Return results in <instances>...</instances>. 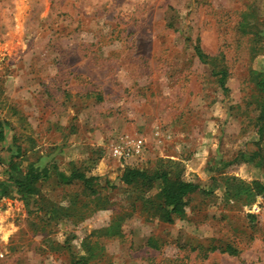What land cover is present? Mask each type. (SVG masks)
<instances>
[{
  "label": "rangeland",
  "instance_id": "obj_1",
  "mask_svg": "<svg viewBox=\"0 0 264 264\" xmlns=\"http://www.w3.org/2000/svg\"><path fill=\"white\" fill-rule=\"evenodd\" d=\"M263 23L264 0H0V264H264ZM127 168L200 190L168 223Z\"/></svg>",
  "mask_w": 264,
  "mask_h": 264
},
{
  "label": "trees",
  "instance_id": "obj_2",
  "mask_svg": "<svg viewBox=\"0 0 264 264\" xmlns=\"http://www.w3.org/2000/svg\"><path fill=\"white\" fill-rule=\"evenodd\" d=\"M257 25H259L256 22ZM262 28L258 30L257 36L260 40V43L262 44V49L264 51V23L260 24ZM243 31L249 32L247 30L249 26L248 21V13L243 15L242 22L240 24ZM253 34V33H252ZM195 52L199 58L200 61H205V54H203L201 48L199 46H195ZM220 75L219 82L221 83V86L224 87V80L227 75L225 69H221L220 71L215 72V74ZM257 86L260 88L261 91L264 92V72L258 74V78L256 80ZM225 89V88H224ZM257 121V141L260 142L261 140H264V97L259 101V107H258V114L256 117ZM257 142V143H258ZM260 149L257 147L254 151L249 153L247 156V161L254 160L253 158L256 155H259ZM237 160H244L245 156L243 153L238 154L235 159ZM14 168V167H13ZM12 169V168H11ZM171 172L168 170H159L153 174H148L145 171L133 169V168H127L124 170L121 176V181L124 184H132L136 182L137 180L140 181H152L153 179L160 180L162 183V188L159 193V217L161 220L172 223L175 219L180 218L182 219L185 215V209L187 205L186 199L189 195L194 193L195 191L200 190L198 184L184 180L181 178V176H171ZM39 173L34 172V170L30 169L28 172H26L23 176H20L14 180V184L16 185V190L19 194L29 196L31 194H34V183L37 182L39 178ZM74 175H72L73 177ZM11 178V177H10ZM77 179L81 180L83 184L91 189V179L86 178L82 174H78L76 176ZM228 185H230L231 182L238 181L235 180V178H225V181ZM257 186V193H263L264 194V186L261 185V183H255ZM234 187V186H233ZM6 191V185L3 184L0 186V192L1 195H3V192ZM245 192L250 193L251 190H246ZM231 254L235 253L234 250L231 248H227ZM83 261H85V258L82 256H74L72 255V262L71 264H81Z\"/></svg>",
  "mask_w": 264,
  "mask_h": 264
},
{
  "label": "built area",
  "instance_id": "obj_3",
  "mask_svg": "<svg viewBox=\"0 0 264 264\" xmlns=\"http://www.w3.org/2000/svg\"><path fill=\"white\" fill-rule=\"evenodd\" d=\"M114 153L119 155L120 157H126V156H129V152H126V151H123V150H119L118 148L114 149ZM262 208V211H263V214H264V207H260L259 204H257L255 207H254V210L255 211H259V209ZM254 213V212H253Z\"/></svg>",
  "mask_w": 264,
  "mask_h": 264
}]
</instances>
